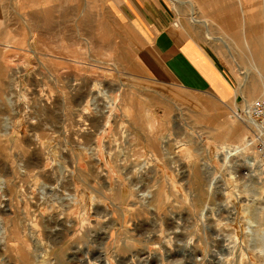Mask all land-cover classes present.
Wrapping results in <instances>:
<instances>
[{
  "label": "rangeland",
  "instance_id": "1",
  "mask_svg": "<svg viewBox=\"0 0 264 264\" xmlns=\"http://www.w3.org/2000/svg\"><path fill=\"white\" fill-rule=\"evenodd\" d=\"M165 1L227 72L228 100L181 88L101 2L65 0L61 17L49 1L41 21L17 2L0 18V206L21 227L0 241V264H264L252 216L264 214V164L246 114L263 90L239 85L259 80L243 39L264 36V0ZM225 129L248 144L226 158ZM36 150L39 175L22 168Z\"/></svg>",
  "mask_w": 264,
  "mask_h": 264
},
{
  "label": "crops",
  "instance_id": "2",
  "mask_svg": "<svg viewBox=\"0 0 264 264\" xmlns=\"http://www.w3.org/2000/svg\"><path fill=\"white\" fill-rule=\"evenodd\" d=\"M49 1L55 2L56 9H61L60 16L63 17L62 3L65 0H0V18L15 15L16 3L23 2L27 3V6H22V10L25 8L24 12L28 11L24 16L36 20L40 18L41 21L47 17ZM67 1L101 2L106 12L105 16L130 22L137 33L150 43V48L157 55L166 75L174 79L181 88L209 93L221 102L233 95V87L227 72L220 68L213 56L197 42L192 33L189 34L191 28L189 29L188 25H176V14L165 0ZM7 24L9 25V22L4 23L2 28L7 27Z\"/></svg>",
  "mask_w": 264,
  "mask_h": 264
},
{
  "label": "bare ground",
  "instance_id": "3",
  "mask_svg": "<svg viewBox=\"0 0 264 264\" xmlns=\"http://www.w3.org/2000/svg\"><path fill=\"white\" fill-rule=\"evenodd\" d=\"M175 1H180V2H186V0H175ZM202 1H204V0H202ZM189 3V5L191 6V1L190 0H187V2H186V4H188ZM191 9V8H190ZM70 11H71V9H70ZM216 11V10H215ZM87 14V13H86ZM39 17V16H38ZM194 19V18H193ZM193 21H195V22H198L197 20H193ZM243 30V29H242ZM264 34V33H263ZM250 36H251V42H253L252 43V47H250V45H249V41L247 40V38H245V40L243 39V41H244V44H245V48H247L248 49V52H249V55H250V61L252 62L251 64H253V69H252V71H254L257 75H258V79L259 80H257V76L256 77H253V74L252 75H244V77H242V78H245L246 79V81H248V83L246 84V85H244V86H241V82H240V87H246V90H247V92H246V96L248 97L249 96V94L250 95H252L251 94V92L254 90V89H256V88H260L261 89V91L263 90V93H261L260 95H258L259 97H264V36L263 35H261L259 32H257V31H253V33L251 32L250 33ZM211 37V36H210ZM230 58V57H229ZM251 71V72H252ZM251 77H253V78H251ZM250 78V79H249ZM261 80V81H260ZM263 81V82H262ZM259 83V84H258ZM100 84V83H99ZM100 86V85H99ZM115 89V88H114ZM258 89H256V90H258ZM98 90V89H97ZM84 92V91H83ZM97 92V91H96ZM105 90L103 91V92H101L100 90L98 91V93H99V95H103L105 98L108 96V95H106L105 93ZM107 92V91H106ZM256 92V91H255ZM86 94V93H85ZM97 94V93H96ZM83 95V94H82ZM95 95V94H94ZM97 96H98V94H97ZM96 96V97H97ZM102 96V97H103ZM103 97V98H104ZM94 98V97H93ZM101 98V97H100ZM81 100V99H80ZM83 101V100H82ZM107 101H108V99H107ZM111 103H112V101L110 100V101H108V105H107V107H109L110 105H111ZM229 105H231V104H229ZM249 105V104H248ZM203 107V106H202ZM99 108V107H98ZM248 108V107H247ZM248 110V109H247ZM247 110H246V114L248 115V113H247ZM200 112H202L201 110H200ZM204 113V112H203ZM233 113L235 114V116L236 117H238L239 118V115H238V113H237V111H236V108L233 110ZM98 116H99V118L101 119L102 117H105L104 116V113H103V111H101L99 114H98ZM249 116V115H248ZM249 118L251 119V117L249 116ZM200 119V118H199ZM252 120V119H251ZM98 121V120H97ZM108 121V120H107ZM253 121V120H252ZM124 122V121H123ZM253 123H255L254 121H253ZM117 124V123H116ZM115 126V125H114ZM49 127V126H48ZM28 130V129H27ZM69 130V129H68ZM90 130V129H89ZM46 131V130H45ZM65 131V130H64ZM70 131V130H69ZM68 131V132H69ZM45 133V132H44ZM221 133H223V136H224V138L225 139H230L231 140V142H235V144L234 143H228V147H226L225 149H224V154H223V156H224V158H226V157H228V156H231V155H233V154H235L238 150L240 151V150H243V149H245V147L248 145L247 144V142L246 141H244L243 140V134H241V133H237V132H232V130L230 131V130H228V129H225L223 132H221ZM33 134H34V132H33ZM80 134V133H79ZM68 136V135H67ZM31 138V137H30ZM49 138H51V137H49ZM66 138V137H65ZM166 138H169V137H165V139ZM26 139V138H25ZM32 139V138H31ZM129 139V138H128ZM162 140V142H163V139H161ZM36 141V140H35ZM166 141V140H165ZM31 143V142H30ZM78 144V143H77ZM161 144V146H162V143H160ZM35 146V145H34ZM43 146V145H42ZM58 146V145H57ZM164 146V145H163ZM222 148V147H221ZM36 149V148H35ZM86 149V148H85ZM34 150V149H33ZM37 150H38V147H37ZM37 150H36V152L35 153H33L34 155H35V157L33 158L34 160H33V162H29L28 164H22V168H30L32 171L34 170L35 172V175H36V173H38V175L42 172V169H41V163L42 162H40V154H39V151L37 152ZM115 150V149H114ZM19 151V150H18ZM68 152V151H67ZM243 152V151H242ZM41 153V152H40ZM47 153V152H46ZM92 153V152H91ZM114 154V153H113ZM91 156V155H90ZM93 156V155H92ZM117 156V155H116ZM89 159V158H88ZM93 159V158H92ZM118 159V158H117ZM70 162V161H69ZM22 163V162H21ZM24 163V162H23ZM58 163V162H57ZM65 163V162H64ZM249 163H251V161L249 162ZM20 164V163H19ZM61 164V163H60ZM87 164V163H86ZM147 164V163H146ZM252 164V163H251ZM64 165V164H63ZM8 166V165H7ZM6 166V167H7ZM21 166V165H20ZM18 167V166H17ZM150 167V166H149ZM57 169H59V168H57ZM19 170V169H18ZM27 170V169H26ZM29 170V169H28ZM25 171V173L26 172H30V170L29 171ZM60 170V169H59ZM66 170V169H65ZM101 170V169H100ZM19 171H22L21 169L19 170ZM99 172V171H98ZM137 172V171H136ZM9 173V172H8ZM21 173V172H20ZM58 173V172H57ZM63 173V172H62ZM94 173V172H93ZM10 174V173H9ZM22 174V173H21ZM57 175V174H56ZM64 175V174H63ZM103 175V174H102ZM31 176V175H30ZM34 176V175H33ZM14 177V176H13ZM3 178V177H2ZM1 178V179H2ZM15 178V177H14ZM66 179V178H65ZM54 180V179H53ZM94 180V179H93ZM3 181V183H4V180H2ZM26 182H28V181H26ZM2 183V184H3ZM51 183V182H50ZM58 183V182H57ZM2 186V185H1ZM5 187V185L4 186H2V188H4ZM15 187V186H14ZM43 187H45V186H43ZM47 188V187H46ZM93 188V187H92ZM5 189V188H4ZM54 189V188H53ZM18 191V190H17ZM5 194V193H4ZM18 194V193H17ZM19 195V194H18ZM73 195V194H72ZM5 197V196H4ZM18 197V196H17ZM46 197V196H45ZM8 199V198H7ZM42 199V198H41ZM71 199V198H70ZM242 199V198H241ZM10 212V207L9 206H7V204L5 205V203L3 204V205H1L0 206V241L2 242V243H5L8 239H10L11 237H17V236H20V234H21V230H19V229H17L16 227H19V226H15L14 224H11V225H8L7 223H6V221L4 220V218H3V216H2V214H7V213H9ZM12 212V211H11ZM61 213V212H60ZM252 216L254 217V220H257V221H260L262 224H264V214H262V213H260V212H257V213H252ZM252 217V218H253ZM23 221V220H22ZM252 221V220H251ZM30 222V221H29ZM56 222V221H55ZM256 222V221H255ZM257 223V222H256ZM61 224V223H60ZM258 224V223H257ZM22 225H27L26 227H25V230L27 229V233H28V235L29 234H31V235H33L34 233H33V225L30 223L29 225L28 224H26V223H23ZM55 225V224H54ZM24 230V231H25ZM59 230V229H58ZM62 232V231H61ZM26 234V233H25ZM59 234V233H58ZM23 236V235H22ZM13 237V238H14ZM21 237V236H20ZM55 237V236H54ZM36 239V238H35ZM59 239V238H58ZM43 240V239H42ZM47 243V242H46ZM49 243V242H48ZM53 243V242H52ZM50 244V243H49ZM51 246V245H50ZM35 256V255H34ZM33 256V257H34ZM255 256V255H254ZM43 258H45V257H43ZM43 263V262H42Z\"/></svg>",
  "mask_w": 264,
  "mask_h": 264
},
{
  "label": "built area",
  "instance_id": "4",
  "mask_svg": "<svg viewBox=\"0 0 264 264\" xmlns=\"http://www.w3.org/2000/svg\"><path fill=\"white\" fill-rule=\"evenodd\" d=\"M247 113L260 131V140L256 143L259 160L264 164V97L252 99Z\"/></svg>",
  "mask_w": 264,
  "mask_h": 264
}]
</instances>
